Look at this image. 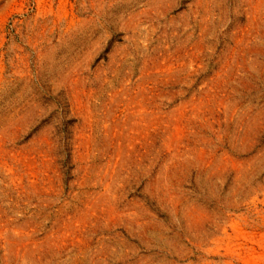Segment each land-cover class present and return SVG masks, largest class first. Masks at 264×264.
I'll return each mask as SVG.
<instances>
[{
	"label": "rangeland",
	"instance_id": "obj_1",
	"mask_svg": "<svg viewBox=\"0 0 264 264\" xmlns=\"http://www.w3.org/2000/svg\"><path fill=\"white\" fill-rule=\"evenodd\" d=\"M0 264H264V0H0Z\"/></svg>",
	"mask_w": 264,
	"mask_h": 264
}]
</instances>
